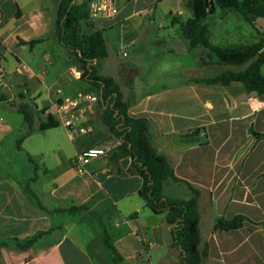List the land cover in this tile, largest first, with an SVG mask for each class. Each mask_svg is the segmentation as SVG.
Segmentation results:
<instances>
[{
	"label": "crops",
	"instance_id": "obj_1",
	"mask_svg": "<svg viewBox=\"0 0 264 264\" xmlns=\"http://www.w3.org/2000/svg\"><path fill=\"white\" fill-rule=\"evenodd\" d=\"M187 1L117 0L113 17L90 21L92 30H103L107 51L95 61L97 74L118 84L128 116L148 121L151 144L174 175L200 190L199 232L208 249L202 264H264L260 226L212 231L219 216L264 220V139L248 132H264V95L236 82L197 81L245 65H226L207 48L190 47L180 29L192 18ZM57 2L0 0V91L8 97L0 102V264H178L166 217L145 206L130 157L98 158L82 172L70 164L88 148L120 141L106 132L101 108L86 111L81 132L71 133L56 118L55 103L79 91L59 70ZM203 23L214 47L250 45L264 35V17L252 27L231 9L222 15L215 8ZM118 53L125 58L117 60ZM27 100L36 125L48 115L58 125L22 138L18 106ZM163 194L188 197L178 183H168ZM40 232L24 251L2 245Z\"/></svg>",
	"mask_w": 264,
	"mask_h": 264
},
{
	"label": "trees",
	"instance_id": "obj_2",
	"mask_svg": "<svg viewBox=\"0 0 264 264\" xmlns=\"http://www.w3.org/2000/svg\"><path fill=\"white\" fill-rule=\"evenodd\" d=\"M87 2L88 0H58L53 20L57 38L75 56L76 67L81 72L80 79L93 86L99 95L100 119L106 132L120 141L110 157L114 160L131 158L133 169L142 179L139 196L152 213L165 215L170 231V247L179 251L178 264H202L207 258L208 249L206 244H201L199 232L200 190L174 175L172 165L164 156L157 154L151 144L148 121L128 116L129 104L123 100L118 84L111 77L97 74L95 61L105 57L107 51L103 30L94 29L86 34L81 33L82 22L88 20ZM186 6L192 12V18L185 21L180 29L189 40L190 47L200 45L207 48L216 55L218 62L226 65H245L238 72L225 71L215 77L197 81L223 86L236 82L247 93L264 95V74L261 72L264 66V35H260L259 41L250 45L235 48L214 47L208 41V27L203 23L204 18L212 14L217 7L222 15L228 9L237 12L253 27L257 18L264 17V0H188ZM7 99V95L0 91V102ZM34 110L35 106L29 100L18 106V112L23 115L26 126L22 138L35 131L58 125L50 115L45 122L36 125ZM248 132L256 141L264 139V132L257 133L251 127ZM21 139L17 142L18 148ZM168 183L183 185L188 191V197H165L163 190ZM74 209L77 207L72 208ZM245 223L258 225L264 230V220L255 222L238 214L229 219L223 216L215 218L212 231L236 230ZM44 234L40 232L24 240L13 238L2 245L10 246L16 251H24Z\"/></svg>",
	"mask_w": 264,
	"mask_h": 264
},
{
	"label": "built area",
	"instance_id": "obj_3",
	"mask_svg": "<svg viewBox=\"0 0 264 264\" xmlns=\"http://www.w3.org/2000/svg\"><path fill=\"white\" fill-rule=\"evenodd\" d=\"M88 20L96 21L113 17L117 12V0H88L87 2ZM79 70L73 71L74 77H79ZM3 73L0 71V88L4 87ZM99 95L91 93H78L74 98H65L60 103H55L54 110L58 122L66 127L71 133L83 131L85 113L92 107L101 108ZM116 145L105 143L99 146L88 148L75 155L71 161V166L82 172L91 161L109 157Z\"/></svg>",
	"mask_w": 264,
	"mask_h": 264
},
{
	"label": "rangeland",
	"instance_id": "obj_4",
	"mask_svg": "<svg viewBox=\"0 0 264 264\" xmlns=\"http://www.w3.org/2000/svg\"><path fill=\"white\" fill-rule=\"evenodd\" d=\"M84 1L85 0H81V2H84ZM166 8H167V5H161L162 10H165ZM216 11L219 12V9L217 7H216ZM212 21H214V19H212ZM212 21H211V23H212ZM91 30H92V28H91L90 20L83 21L81 24V33L86 34V33L90 32ZM57 55H58V51H57ZM115 57H117V60H122L125 58L121 55V53H118V55L117 56L115 55ZM46 66L49 67V63H46ZM73 67H76L75 56L73 54H71L65 47L62 46L61 47V68L58 64L55 66V68L57 70L60 68L59 70H62V73L64 74V79H67L71 86H74L77 88V90H79V91L75 90L72 93L67 94V98L76 97L77 92H82V93L91 92L89 89L90 87H89L87 82H85L84 80H77V79L73 78L72 72H71V69ZM76 69L78 70L77 67H76ZM261 72L264 74V66L261 68ZM78 87H79V89H78ZM60 96L65 98L64 97L65 95H60Z\"/></svg>",
	"mask_w": 264,
	"mask_h": 264
},
{
	"label": "water",
	"instance_id": "obj_5",
	"mask_svg": "<svg viewBox=\"0 0 264 264\" xmlns=\"http://www.w3.org/2000/svg\"><path fill=\"white\" fill-rule=\"evenodd\" d=\"M209 4H210V6H211L212 2L210 1Z\"/></svg>",
	"mask_w": 264,
	"mask_h": 264
}]
</instances>
